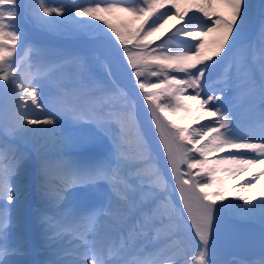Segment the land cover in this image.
Returning <instances> with one entry per match:
<instances>
[{
    "label": "snow or ice",
    "instance_id": "snow-or-ice-1",
    "mask_svg": "<svg viewBox=\"0 0 264 264\" xmlns=\"http://www.w3.org/2000/svg\"><path fill=\"white\" fill-rule=\"evenodd\" d=\"M213 4L226 11L210 10ZM22 8L21 0H0V100H7L10 115L6 126L0 116V264H20L16 257L22 251L12 243L27 191L16 182L24 160L17 140L43 153L38 196L59 213L54 219L38 204L35 223L48 240L65 233L75 238L55 253L59 258L52 264H213L219 217L251 214L255 206L247 207L252 200L247 193L264 178V79L248 82L247 119L236 109L229 73L213 80L217 68L244 55L237 45L255 5L251 0H89L86 5L30 0L29 13L42 27L102 43L126 73L127 83L82 80L71 94L54 79L62 66L57 59L28 62L32 48L24 51ZM172 17L179 26L157 35ZM260 37L264 45V24ZM147 76L157 79H142ZM141 94L167 168L154 167L159 154L147 152L137 128ZM193 123L199 127L190 131ZM133 139L144 152L133 151ZM217 153L224 155L209 159ZM9 155L12 162L5 166ZM50 155L58 158L54 164ZM242 174L251 178L234 186ZM260 210L264 215V198Z\"/></svg>",
    "mask_w": 264,
    "mask_h": 264
},
{
    "label": "rangeland",
    "instance_id": "rangeland-1",
    "mask_svg": "<svg viewBox=\"0 0 264 264\" xmlns=\"http://www.w3.org/2000/svg\"><path fill=\"white\" fill-rule=\"evenodd\" d=\"M29 2L30 0H23L22 2L23 8L21 9L22 31L27 37V44L25 46L24 51L28 52V49L32 48V51L28 52V56H27V60L29 63H36L41 59H49V58L57 59V62L60 63L62 66L60 67L59 70H57L54 73V79L57 82H59L61 86L64 88V90L68 92L69 94H71L76 88L79 87L82 80L84 81L86 80L84 71L87 69L94 76L95 79H99L101 78V76L102 78L103 76L104 77L108 76L109 73H108L106 62L103 59L99 58L95 52L83 50L82 51L83 55H81L82 57H79V58L80 59L84 58L85 63L84 62L79 63L80 59H79V62H75L72 59L74 57H78L76 56L77 54H74L72 52L74 50L73 48L72 49L71 48L58 49L57 47H54V49L51 48V50H45V49H48V45H45L40 49L41 42H39L37 37L34 35L32 28L33 27L39 28L43 30L44 32L49 31V30L42 27L38 21L34 20L31 17L29 10H28ZM50 2L52 4L64 3L68 5H75V4H85L86 5L89 1L88 0H50ZM251 2L253 3L252 0ZM255 8L253 12L255 11ZM263 12L264 11L261 12L262 15L259 14L258 17L256 18H254L255 16L253 13L250 24L246 29L245 36L242 38V42L237 45V51H240L241 49H243L244 55L242 57L236 56L234 59L228 61V63L217 68L213 73L214 81L217 78H219V76H221L225 71L228 72V67L230 63H234V70H235L236 75L239 76L242 80L241 82L242 87L250 88L248 82L250 80L256 79V75H258L257 72H260V73L264 72V64L261 69L256 70V68H254V66L250 63V61H248V60H251L250 59L251 56L256 57L258 54H260L264 58V45H262L260 41L261 40L260 27H261V24H264V13ZM121 15L122 14H117V17ZM254 21L256 25L255 27H252L251 25L254 23ZM113 22L114 23L117 22V19L113 18ZM49 32L54 33L52 31H49ZM162 34H165V27H163L160 30V32L157 33V35H161V36ZM57 35H59V37L67 36L61 33H58ZM247 38H249L248 43L246 41ZM150 39L155 40V37H152ZM17 48H18L17 56H19L21 55L20 45H18ZM77 50L80 51V49H77ZM38 52L40 55H37ZM54 54H59V57L61 58L55 57ZM110 58L114 59L111 56ZM114 64L115 66L118 65L117 62H115V60H114ZM144 79H147L149 81H154L157 78L155 79L144 78ZM89 84L95 85V84H100V83L91 82ZM70 98L71 97L69 96V99ZM164 103H166V101H164L163 104ZM3 104L4 106H1V107L2 108L5 107L4 108L5 111L0 114L3 118L4 125L6 126L10 119V115L7 111L8 102L6 99L3 100ZM136 104H137V101H136ZM256 104H257L256 108H258V102ZM136 111L139 115L138 106L136 107ZM207 122L208 121L206 120L200 123H207ZM197 127H199V124L193 123L190 127V131ZM137 128L138 130L140 128L138 124H137ZM141 136L143 138V141L146 143L144 136L142 134ZM21 142L23 145H25L24 149L27 151V153L24 154L23 152V156H24L23 161L25 162L22 163L21 172L19 176L17 177L16 182L20 184L22 187H24L25 189H27V191L25 192V196H24L25 204H24V212H23V222L20 225V227L17 229V231L14 233L13 238H12V243L14 244L18 243V246L22 249V251L16 257L18 261L20 260V264L27 262V261H29L31 264H34L31 259H33L35 255L41 254L43 256L46 255L45 257L49 256L50 253L47 251L48 248L52 249L53 247H58L55 245L56 242L63 240L64 238L63 236H60V237H57L55 240L46 239L44 235L45 230L40 228V226L34 221L33 213L36 211V205L38 204L40 205L42 211L47 212V214L49 216H52L54 219L59 217V213L55 207H50L48 204L42 202L38 196V187H39L38 172H39L40 158L43 155V153L38 154L36 150L31 147V145H26L23 141ZM132 149L134 152H144V145L143 144L138 145L135 139H133ZM98 150L99 149H95L94 151H98ZM147 152L152 155H155L153 154V152L148 151V149H147ZM49 159L50 161L52 160V163H55L58 158L55 157V155H50ZM5 163L6 165H8L10 161H5ZM154 166L158 167L157 163ZM181 170L187 171L186 166L181 165ZM261 189L264 192V188H261ZM251 221H256V220L251 219ZM27 228L28 229L30 228L31 233H32V236L29 235L28 234L29 230H27L26 238L28 242L25 241V235H24V231ZM251 233H256V231L251 232ZM214 234L224 235L225 233L224 234L214 233ZM223 240L226 241L228 245L230 246L226 247L227 245H220L218 243L211 242V251H213V255H210V256H211L212 261L215 260V258L223 256L225 257L223 258L225 259V262L223 264H232V262H229V261L233 256H238L242 258L243 261H244V258H247L252 255H256V254L258 255L263 254V257H264V235L253 234L250 236H246L244 235V233H237V234H229L226 237H224ZM26 257H30L31 259L30 258L25 259Z\"/></svg>",
    "mask_w": 264,
    "mask_h": 264
},
{
    "label": "bare ground",
    "instance_id": "bare-ground-1",
    "mask_svg": "<svg viewBox=\"0 0 264 264\" xmlns=\"http://www.w3.org/2000/svg\"><path fill=\"white\" fill-rule=\"evenodd\" d=\"M23 0H21L22 4ZM210 10H215V11H220V12H225L226 10L223 9L221 6L218 4H213L212 9ZM180 22L177 21L175 17H172L167 21V23L164 24V27L169 31V29H173V26H179ZM32 28V27H30ZM35 36L39 40H47V41H53V42H58L59 40L54 39L49 37L48 34L36 29L32 28ZM189 39V38H186ZM212 37L209 36L206 38V40L211 41ZM70 42L73 46L78 47V48H85L87 50H96L99 52L106 60L107 64L109 62L112 63V68L110 69L111 72H114L115 75L114 77L116 79L121 80L122 82L126 83L124 79H126V74L122 70L121 66L117 65L115 66L114 64V59H111L110 56L108 55V52L104 45L102 43H93V42H88L80 39H74L71 41H66ZM116 62V61H115ZM258 65L259 68H262V63H263V58H256L255 61ZM147 102L142 99V95L137 97V106H138V112H139V118L141 120V123L143 125L144 131L146 133L147 138L151 141V144L156 151L157 154H159V160L161 164L164 165L165 168H167L166 165V160L167 157L166 155L163 154L162 148L163 146L159 143V134L155 131V125L152 121L151 118V113L150 111L147 110ZM207 141H205L206 143ZM224 154H213L209 156V159H215L218 156H222ZM186 166V165H185ZM156 167V166H154ZM258 172V168L252 169V174H256ZM250 175L248 174H242L241 176H238L235 178L234 181V186H239L242 185L247 179H250ZM261 188H264V178H261L259 180V183L256 184L255 188H252L247 195H249L252 200L250 205L247 207H252L253 205L255 206L254 211L247 215V216H238L233 213H225L219 217L218 220V230H224V232H217V227H214L213 230V240L211 242L218 243L220 245H227L226 247H229L228 243L223 240L224 237H226L229 234H237V233H244L246 236H250L253 234H259V235H264V215H262L261 210H260V201L262 198H264V192ZM260 191V192H259ZM259 192V193H258ZM186 215V214H185ZM251 219H255L256 221H251ZM190 223V222H189ZM260 223V224H259ZM262 223V224H261ZM244 231V232H243ZM256 233H251L255 232ZM225 233L224 235H216L214 233ZM72 238H67V234L63 236V240L57 241L56 246L58 247H53L52 249L48 248V252L50 253L49 256L45 257V264H52V262L59 257L55 255L56 252L60 251L62 248L67 247L68 244L74 240L75 238L71 236ZM152 237H155V233H152ZM55 243V242H54ZM238 243V241H237ZM54 245V246H55ZM213 254V251H211L210 255ZM256 262L255 264H260L261 260H264V257L262 255L256 254ZM129 259H133V256H129ZM233 260L236 261L237 264L240 263L241 259L238 256H233ZM246 261L250 262V258L247 257Z\"/></svg>",
    "mask_w": 264,
    "mask_h": 264
},
{
    "label": "trees",
    "instance_id": "trees-1",
    "mask_svg": "<svg viewBox=\"0 0 264 264\" xmlns=\"http://www.w3.org/2000/svg\"><path fill=\"white\" fill-rule=\"evenodd\" d=\"M45 50H51V47H48V49H45ZM45 50H44V52H45ZM81 62L82 63L84 62V58L80 59V62L79 63H81ZM84 74H85V77H86V80L85 81H87L88 83H91V82L92 83H97V82H99L100 84H109L112 81L108 76H105V77L103 76V78L101 76L102 79L101 78L95 79L94 76L89 72L88 69L84 71ZM163 102H164L163 101V98H161L160 103L163 104ZM1 106H4L3 100H0V113H2V112L5 111L4 108H2ZM0 116H1V114H0Z\"/></svg>",
    "mask_w": 264,
    "mask_h": 264
},
{
    "label": "water",
    "instance_id": "water-1",
    "mask_svg": "<svg viewBox=\"0 0 264 264\" xmlns=\"http://www.w3.org/2000/svg\"><path fill=\"white\" fill-rule=\"evenodd\" d=\"M71 39H75V38H71ZM125 81L127 82V79H125Z\"/></svg>",
    "mask_w": 264,
    "mask_h": 264
}]
</instances>
